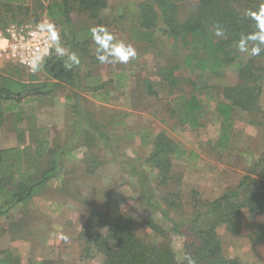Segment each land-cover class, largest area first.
I'll use <instances>...</instances> for the list:
<instances>
[{"label":"trees","instance_id":"obj_1","mask_svg":"<svg viewBox=\"0 0 264 264\" xmlns=\"http://www.w3.org/2000/svg\"><path fill=\"white\" fill-rule=\"evenodd\" d=\"M189 1L144 0L139 5L138 32L146 35L161 24L159 29L164 35L180 40L189 49L186 65L199 68L202 73L217 75L236 67L239 82L224 89L215 110L224 122L219 147L225 150L235 130L236 109L249 115L251 123L264 130V109L261 106L264 51L259 56L249 57L238 52L236 47L242 34L257 30L246 12L255 11L261 0H196L181 20L180 8ZM108 7V0H55L47 7V16L52 21L68 25L71 14L77 11L101 25L103 12ZM1 10L15 15L10 19L12 24H22L26 21L18 19V15L28 17L30 9L26 0H0V16ZM32 21L41 19L36 16ZM6 23H2V30L8 27ZM217 25L225 30V37L214 36ZM90 38V28H83L81 32L69 29L66 44L70 47V54L78 55L80 63L67 70L64 67L66 57L54 53L43 67L53 82L30 84L0 75V128L4 115L16 112L18 122H22L26 119L24 105L51 96L58 89H67L70 92L68 98L75 99V117L70 126L73 133L67 134L63 143L53 145L46 136L37 135L31 140L35 146L32 156L28 154V148L0 150V218L7 216L15 206L31 200L50 181L62 180L65 163L77 158L75 151L78 149H84L79 161L83 164L84 175L90 177L98 176L107 168L109 159L104 155L103 147H108L110 154H116L107 126L95 118L89 107L86 109L81 104L83 92L91 93L92 97L102 96L106 103L112 97L109 82L101 84L100 78H95L90 70L83 75L82 64ZM249 46L253 43L250 42ZM160 74L163 80L175 84L169 69L162 68ZM148 87L151 92V84ZM89 104L94 106L93 102ZM171 112L183 125L192 129L202 127L204 106L196 93L173 98ZM129 137L132 138L133 134L130 133ZM143 138L144 145L152 146L149 154L134 163H122L134 188L132 194L137 196L135 206L118 207L112 211L113 192L104 188L91 189L85 199L83 195L88 213L76 241L81 264L96 256L103 258V264H187L186 255L191 256L195 264H242L238 258L225 255L219 230L223 228L238 236L244 229L246 213L249 219L264 215V154L236 186L227 188L216 198L205 199L196 189L188 193L183 190L184 175L176 169V164L193 161L188 151L165 133L158 134L153 143L149 136ZM37 167L39 173L33 171ZM76 173L73 168L67 175ZM65 186L66 190L69 185ZM253 229L256 241H264V226L255 225ZM175 239L181 241V256L175 248ZM0 264L22 263L19 258L4 252L0 253ZM40 264L67 262L63 258H45Z\"/></svg>","mask_w":264,"mask_h":264},{"label":"rangeland","instance_id":"obj_2","mask_svg":"<svg viewBox=\"0 0 264 264\" xmlns=\"http://www.w3.org/2000/svg\"><path fill=\"white\" fill-rule=\"evenodd\" d=\"M54 1L26 0L30 9L28 17L20 14L18 19L34 22L32 19L36 16L41 20L49 18L47 7ZM143 1L108 0L109 7L103 12L101 24L117 41L131 44L136 50V57L127 63L101 64L96 59V45L90 38L82 64L83 75L90 70L94 76L101 75L105 81L115 77L114 85L119 89H124L127 84L122 92H114L113 87H110L112 97L108 105L94 101L89 92H83L81 96L82 106L86 109L89 107L95 118L107 126L106 131L112 138L115 146L112 148L116 154H110L108 147H103L102 151L109 159L107 168L98 176L90 177L84 175L83 164L79 161L83 158L84 149L75 151L77 158L65 163L61 172L62 180L50 181L31 200L15 206L7 216L0 218V253L6 252L19 258L22 264H40L45 258H63L67 264H81L76 241L88 213L82 201L83 195L85 199L91 189L104 188L113 192L112 211L118 207L135 206L137 196L132 194L134 188L122 163H134L149 154L152 146L144 145V135L149 136L153 143L158 134L165 133L193 156V161L177 162L176 169L184 175L183 190L188 193L196 189L205 199L216 198L227 188L236 186L253 163L264 154V130L252 124L251 117L239 109L234 112L235 130L227 149L219 147L224 122L215 112L216 104L222 100L226 87L239 82L236 67L217 75L202 73L199 68H189L185 63L189 49L180 40L164 35L159 29L161 24L149 31L148 35H141L138 22L139 5ZM195 2L190 0L182 5L181 20ZM12 16L15 15L1 13L0 31L5 22H8L7 26L12 24ZM70 18L68 25L51 20L60 33L66 54H70V47L65 40L70 28L74 32H81L83 28L91 29L99 25L77 11ZM164 67L172 73L174 85L162 79L160 72ZM0 75L30 84L53 82L43 69L31 73L18 62L4 58H0ZM149 84L152 86L151 92L148 90ZM195 93L202 101L204 112L202 127L192 129L173 116L171 101L180 95ZM69 95L70 92L62 88L51 96L24 105L26 119L22 122H18L16 112L4 115L0 128V150L28 148V154L32 156L35 146L31 140L37 135L46 136L53 145L63 143L68 137L66 135L73 133L70 126L75 117V99L68 98ZM90 102L94 106H90ZM261 106L264 109V96ZM114 122L119 124L115 125ZM130 133L133 134L132 138L129 137ZM42 168L44 163L41 164ZM73 168L77 173L68 176L67 172ZM33 171L40 172L38 167ZM66 184L69 187L65 190ZM255 225L264 226V215L249 219L246 213L244 229L238 236L227 233L223 228L219 230L227 257L238 258L242 264H264V241H256ZM174 245L181 256V241L175 239ZM83 264H103V258L96 256Z\"/></svg>","mask_w":264,"mask_h":264},{"label":"clouds","instance_id":"obj_3","mask_svg":"<svg viewBox=\"0 0 264 264\" xmlns=\"http://www.w3.org/2000/svg\"><path fill=\"white\" fill-rule=\"evenodd\" d=\"M248 18L255 22L256 31L242 34L236 43L238 52L245 53L249 57H256L264 51V0H261L259 7L253 11L246 12ZM91 38L96 45L95 55L99 63H127L130 59H134L137 55L136 50L131 44H126L123 41H117L115 36L109 32L106 26L97 25L90 29ZM29 36L34 39L44 37L47 39L48 52H54L58 57H66L64 67L67 70H72L78 66L80 59L76 53L66 54V49L63 46L61 36L54 22L43 20L35 23L33 29L29 32ZM214 36L225 37V30L217 25L215 26ZM250 42L253 46H249ZM24 62L29 71L35 73L43 69L45 60L44 55L36 54L30 60ZM184 259L187 264H195V260L186 255Z\"/></svg>","mask_w":264,"mask_h":264},{"label":"built area","instance_id":"obj_4","mask_svg":"<svg viewBox=\"0 0 264 264\" xmlns=\"http://www.w3.org/2000/svg\"><path fill=\"white\" fill-rule=\"evenodd\" d=\"M44 20L52 22L49 18ZM35 23L37 22L28 21L22 24H11L6 29L1 30L0 58H4L7 61L14 60L28 71L27 65L22 61L30 60L36 54L44 55L45 62L49 60L54 55V52H48L47 39L44 37L34 39L29 36V32L33 29Z\"/></svg>","mask_w":264,"mask_h":264},{"label":"crops","instance_id":"obj_5","mask_svg":"<svg viewBox=\"0 0 264 264\" xmlns=\"http://www.w3.org/2000/svg\"><path fill=\"white\" fill-rule=\"evenodd\" d=\"M94 77H95V78H96V77H99V78H100V83H101V84H105V83H108V82L111 83V84L109 85V89H110V87H113L114 92H116V91L122 92V91H124V90L127 88V87H126L127 84H125V88H124V89H119L116 85H114L115 77L112 78V79H109V80H107V81H105L101 75H97V76L95 75ZM124 78H125V76H124ZM124 81H125V83H127L126 79H125ZM111 90H112V89H111ZM111 90H110V91H111ZM93 99H94V101L98 100V101H100L101 103L106 104V105H108V104L111 102V98H110V101H108L107 103H106V102H103V101H102V96H99V97H93Z\"/></svg>","mask_w":264,"mask_h":264}]
</instances>
